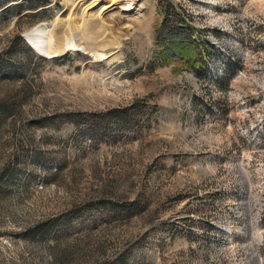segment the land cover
<instances>
[{"label":"rangeland","instance_id":"obj_1","mask_svg":"<svg viewBox=\"0 0 264 264\" xmlns=\"http://www.w3.org/2000/svg\"><path fill=\"white\" fill-rule=\"evenodd\" d=\"M131 3L0 0V264H264V0Z\"/></svg>","mask_w":264,"mask_h":264},{"label":"bare ground","instance_id":"obj_2","mask_svg":"<svg viewBox=\"0 0 264 264\" xmlns=\"http://www.w3.org/2000/svg\"><path fill=\"white\" fill-rule=\"evenodd\" d=\"M131 1L134 0H121V8L125 9L126 11L134 10V3L132 4ZM115 2H117V0H115ZM69 28L71 34H69V36L64 40L61 45H59L58 42L54 39L53 35L50 34L48 24L38 25L28 33H25L24 35L26 39L34 46V51L39 56H42L44 58L55 56L58 57L66 51L70 50H76L85 53L87 52L86 54L92 56L95 59L103 58V51L99 49H90L77 41L75 32L78 30H81L82 37H90L86 30L82 29L83 26H78L77 24L75 27L70 26Z\"/></svg>","mask_w":264,"mask_h":264},{"label":"trees","instance_id":"obj_3","mask_svg":"<svg viewBox=\"0 0 264 264\" xmlns=\"http://www.w3.org/2000/svg\"><path fill=\"white\" fill-rule=\"evenodd\" d=\"M18 10L20 11L21 7H19ZM179 31L181 32V34H185L183 30H179ZM181 34L177 33L174 37L171 38V39L176 38V40L173 41V45L171 46V49H173L172 52L177 55H180L183 58V63H185L186 66L190 68H196V64H198L199 67L197 71H205L204 67L202 66L200 57H197V55H194L196 52V48L198 47L197 44L194 41H192L190 38H184L183 35ZM15 40L18 43H23V39L20 36H16ZM200 46L202 48H205V51H204L205 57L212 56L211 52L215 50L212 47V45H210L209 43H203ZM29 51L30 50H28V52Z\"/></svg>","mask_w":264,"mask_h":264},{"label":"water","instance_id":"obj_4","mask_svg":"<svg viewBox=\"0 0 264 264\" xmlns=\"http://www.w3.org/2000/svg\"><path fill=\"white\" fill-rule=\"evenodd\" d=\"M51 26V25H50ZM21 38L23 39V40H25V42L33 49V50H35V48H34V46L26 39V37H25V35L23 34V35H21ZM87 53V52H86ZM57 56H55V57H46L47 59H54V58H56Z\"/></svg>","mask_w":264,"mask_h":264}]
</instances>
